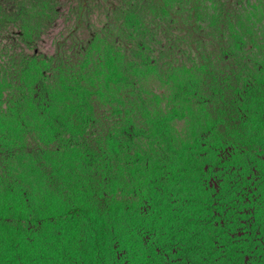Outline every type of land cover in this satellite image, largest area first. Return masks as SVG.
I'll list each match as a JSON object with an SVG mask.
<instances>
[{
  "label": "rangeland",
  "instance_id": "374dc122",
  "mask_svg": "<svg viewBox=\"0 0 264 264\" xmlns=\"http://www.w3.org/2000/svg\"><path fill=\"white\" fill-rule=\"evenodd\" d=\"M263 86L264 0H0V214L15 234L46 242L94 192L121 208L104 217L110 231L129 223L124 207L143 188L177 199L178 186L203 188L216 169L234 166L239 178L256 161L264 170ZM36 100L56 106L47 141L9 113L19 101L18 117L32 115ZM71 151L58 174L51 165ZM244 176L264 186L263 172ZM88 208L72 248L89 242L88 218L101 225L104 205ZM8 236L0 231L1 261L15 257Z\"/></svg>",
  "mask_w": 264,
  "mask_h": 264
},
{
  "label": "trees",
  "instance_id": "16d2710c",
  "mask_svg": "<svg viewBox=\"0 0 264 264\" xmlns=\"http://www.w3.org/2000/svg\"><path fill=\"white\" fill-rule=\"evenodd\" d=\"M262 32L263 27L248 30V33L255 35ZM247 45H240V49ZM260 93L264 95V86ZM51 95L54 97L53 93ZM17 103L19 104V101L11 108L9 106L11 117L23 119L25 125L23 128L27 132L30 133L29 126L33 124L34 131L31 132L46 131L42 140L50 139V128L47 131L46 127L55 113L54 102L41 109V104L37 100L33 101L30 108H35L34 114L25 116L22 112V117H18L19 110L12 108L17 106ZM83 109L84 107L79 108ZM43 117L46 118L45 121L40 119ZM72 153L73 151L55 159L51 167L56 168L58 174H61L64 165L58 163L65 161L71 164ZM241 161L239 160L235 166H241ZM253 163L249 172L245 174L248 177L252 171L264 174L263 166L256 161ZM220 169L209 175L211 181L209 180V185L203 188H183L178 184L180 186L177 188L179 193L177 199H174L172 193L171 198L167 196L168 190L159 185L137 191L132 201L128 200L124 207V219L129 223L126 226L122 224L115 226V223L111 222L110 231L104 226L106 224L104 217L107 214H111L110 217L120 216L121 208L114 207L113 203L108 204V201L93 200V197H98L97 192L90 197V201L74 203L71 210L62 213L61 215L69 218L55 226L54 234L46 242L40 240L35 243L39 237L37 233L25 238L26 233L23 229L15 234L7 226L11 218L0 214V231L8 233V237L14 239L11 241L8 238L9 242H5L10 253L13 252L15 255L14 259H7L5 256L6 259L0 260V264H117L123 255L130 256L129 261L134 259L136 264H264V186L249 184L250 180L245 181V174L236 178L237 173L234 174L232 170L234 166L232 169L224 167ZM65 176L69 178L68 174ZM6 177L7 175H2L0 182H6ZM173 177L178 175L174 174ZM228 177L230 179L227 183H221ZM49 180L63 181L54 178ZM181 190L183 194H180ZM110 192H104L103 197L109 198ZM47 197L51 201L54 200ZM94 203L104 205L102 216L96 215L99 219L103 217L101 225H96L93 217L88 218L94 225L92 229L89 225L86 230L91 232L89 242L77 245L76 249L72 248V244L77 241L75 239V232L79 231L77 226L86 218L85 216L92 215L88 207ZM75 212L79 213L76 214L79 218L74 216ZM30 214L33 215L28 216L31 217L30 223L35 226L37 216L35 217L34 213ZM116 221L120 223L121 218H117ZM44 222H47V218L39 220V224ZM47 226L54 225L47 222ZM109 232L111 236L107 237ZM63 239L67 240L63 242ZM117 239L124 248V252L118 258V252L115 250ZM103 244L108 249L104 248Z\"/></svg>",
  "mask_w": 264,
  "mask_h": 264
}]
</instances>
